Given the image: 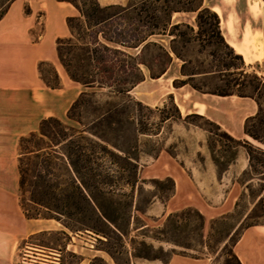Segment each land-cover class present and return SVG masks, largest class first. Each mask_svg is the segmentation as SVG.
I'll return each instance as SVG.
<instances>
[{"label":"trees","instance_id":"1","mask_svg":"<svg viewBox=\"0 0 264 264\" xmlns=\"http://www.w3.org/2000/svg\"><path fill=\"white\" fill-rule=\"evenodd\" d=\"M15 1L0 0V21ZM58 1L71 3L78 10V14L66 18L69 35L56 40L59 62L71 79L88 90L81 92L67 113L68 119L77 122L78 127L69 126L62 119L50 116L41 121L37 131L19 139L20 202L25 215L30 219H55L63 225V229L35 232L23 240L21 245L24 243L29 250L43 255L38 259L26 254L24 257L31 258L27 263L48 264L46 252L53 251L65 252L73 259L69 264H80L85 256L69 249V245L73 243L74 237L85 233L97 237L102 244L97 249L107 252L115 264H133L134 258L160 259L168 264L174 254L201 257L177 253L175 250L161 257L151 253L156 248L145 239L140 244L148 249L146 254L129 249L126 240L131 230L149 227L145 222L138 224L140 218L137 213L147 212L157 197L154 195L148 201L147 208L143 209L136 195L137 186L141 191L144 183L163 185L168 182L170 198L175 181L172 177L141 180L140 157L132 155L119 141H113L111 134L121 138L127 132V125L132 124L133 108L152 110V107L137 100L131 91L145 80V68L152 78L165 74L174 53L184 60L181 72L188 77L185 80L176 79V87L190 84L202 92L248 96L257 101L259 110L247 118L245 133L264 144V77L256 70L250 71L243 56L227 42L222 32L220 15L210 7H204L203 0L188 6L175 5L176 0H130L126 5H102L99 0ZM140 10H146L147 13H139ZM187 11L197 12V29L186 22L173 24L172 15L175 12ZM159 35L172 37L169 48L162 40L156 39ZM180 42L183 46L197 42L205 50L209 47L208 56L211 60L208 66L205 61H198L196 67L188 69L187 65L192 61L179 48L177 43ZM46 66L50 69L47 70ZM38 69L47 86L58 88L61 85L60 74L53 62L41 60ZM199 75L218 80L220 84L218 81L214 86L206 82L197 83L195 77ZM169 98L177 114L167 113L163 120L175 117L182 119L173 96ZM206 120L221 130L217 124L208 118ZM136 130L137 135L153 134V129L147 123H142V127ZM223 133L237 146L246 148L250 157V169L247 172L264 175V149L248 140H238L225 131ZM132 148L137 150V143ZM126 187L130 192L124 191ZM261 188L256 207L263 209L264 177ZM120 195L130 202L122 206L115 204L116 197ZM195 219L200 222L201 242L211 247L203 234L206 218L194 207L170 213L154 238L193 249L191 244L180 243L172 236L183 227L189 228ZM226 219H214L211 227L215 229L217 223H224ZM257 224H264V221L257 220L256 215L251 213L230 231L225 239L229 242L224 245L228 257L223 264H242L235 246L246 229ZM59 264H64L62 259ZM90 264L108 263L96 256Z\"/></svg>","mask_w":264,"mask_h":264},{"label":"crops","instance_id":"2","mask_svg":"<svg viewBox=\"0 0 264 264\" xmlns=\"http://www.w3.org/2000/svg\"><path fill=\"white\" fill-rule=\"evenodd\" d=\"M25 2H29L33 10L27 15L31 21L27 27L28 33L35 28L38 15L36 11L43 12L41 13L44 22L43 32L38 34L39 40L34 41L31 38L37 47L43 46L45 36L51 28L54 17L52 7L62 10L60 26L54 30L52 36L54 47L58 37L69 33L66 18L78 13L71 3L65 1L25 0ZM104 3L124 4L125 0H104ZM203 6L210 7L220 15L222 32L227 42L243 56L250 71L256 70L264 77V0H203ZM176 13L180 12L172 15L173 24L186 22L196 28V20H194L196 23L174 21ZM165 46L169 48L167 44ZM41 60H49L55 64L61 77V85L58 88H51L42 80L38 69ZM174 61L175 59L166 73L159 78H152L149 71L144 69L145 80L135 86L131 94L150 107L159 106L167 97L173 96L183 118L190 114L205 116L234 138L250 141V137L245 133V122L258 112L257 101L248 96L206 93L188 84L176 87L174 81L182 75L183 64L173 68ZM85 90L88 88L71 79L60 64L56 47L50 54L39 51L34 58L28 60L17 45L11 42L1 45L0 264H19L18 250L21 242L31 234L43 230L63 229V225L55 219H30L24 213L20 202L19 139L23 135L37 131L44 118L55 116L66 122L70 106ZM167 125L170 127V134L177 139V144L173 152L162 149L153 157L150 176L159 179L172 177L175 189L169 200L155 199L146 214L165 217L172 212L194 207L205 216L206 229L209 222L224 216L235 207L240 195L239 179L250 169L249 154L244 146H235L233 157L223 165L221 162L227 151L220 142L215 147L211 146V133L208 130L173 118L165 120V127ZM163 129L164 126L157 135L162 134ZM251 232L264 241V224L246 229L236 244L235 251L242 264L248 262L239 246ZM69 249L85 256L80 264H90L92 257L99 254L90 253L98 250H94L89 243L84 245L71 243ZM251 252L259 258V264H264V245L252 246ZM101 256L107 258L105 254ZM133 264L164 263L158 259H140L134 260ZM168 264L212 263L207 257L194 258L174 254Z\"/></svg>","mask_w":264,"mask_h":264},{"label":"rangeland","instance_id":"3","mask_svg":"<svg viewBox=\"0 0 264 264\" xmlns=\"http://www.w3.org/2000/svg\"><path fill=\"white\" fill-rule=\"evenodd\" d=\"M99 1L101 2L102 5H108L104 3V0H99ZM129 1L130 0H125V3L123 5L128 4ZM196 1L197 0H176L175 5L188 6V5H193L194 3H196ZM117 4H121V3H117ZM32 12H33L32 6L29 2H25V0H16L11 5L8 13L0 21V47L4 43L11 42L22 49L25 57L28 60L34 58V56L38 54L39 51H42L46 54H50L55 51L56 41L54 47L53 45L54 41L52 36L54 30L60 26L61 23L60 16L62 10L58 7H52L51 12L54 15L53 22L51 24L50 30L45 36L42 47H37L35 44H33L31 38L34 41H37L39 40L38 34L39 33L41 34L43 32L44 22L43 19L41 18V13L43 12L41 10L36 11L38 15H37L35 28L31 33H28L27 27L29 26L31 21L29 18H27V15ZM138 12L147 13L146 10L144 11L140 10ZM196 16H197V12L194 11L180 12L175 14L174 21L183 20V21L194 22V20H196ZM197 28L198 26H196L195 29ZM67 35H69V33ZM157 38L161 39L168 46L172 39L170 35H159L157 36ZM177 44L179 48L183 50L186 58L192 61L188 63L187 65L188 69H193L194 67H196L198 61H205L206 66H208V62L211 60V58L208 56V49H210L209 47H207L205 50L197 42H192L186 44L185 46H183L181 42ZM173 59H175L173 68L177 67V65L180 66L181 64L184 63V60L177 57L174 53H173ZM46 69L49 70L50 67L46 66ZM145 70L147 72L149 71L147 68H145ZM178 79L185 80L188 79V77L181 75ZM217 81L218 80H213L207 76H202V75L195 77V82L200 84L206 82L210 86H214ZM217 83L220 84L219 81ZM188 86L191 85L188 84ZM167 113L171 115L177 114L176 109L169 97H167L166 100L159 106L152 107V110L148 108L135 107L133 108L131 114L133 116V118H131L130 120L132 124L127 125L128 126L127 132L121 138H119L114 134H111L113 141H119L121 145H123L126 149H128L132 153V155H137L140 157L141 180L152 178L150 176L151 175L150 173L152 169L151 165L153 162V157L159 154V152L162 149L168 150L169 152H173L175 144H177V139H175V137L170 134L169 125L165 127V121L163 120V117ZM173 119L177 121H186L188 123L196 125L197 127H201L203 129L208 130L211 133L210 142L212 147L218 145L219 142L222 143L224 145V150H226L227 152L225 154L224 160L222 162L220 161L221 164L224 165V163H226L228 160H230L233 157L234 155L233 147L237 146L236 143L229 140L226 136H224L223 131L220 130L216 125L209 123V121L206 120V118L196 116L193 114L190 116V118H187L186 116L185 118H182V120L177 117ZM66 123L69 126H76V127L79 126L77 122H74L70 119H68ZM142 123L149 124V126L153 129L152 132L153 134L137 135L136 129L141 128ZM163 126L164 129L162 134L157 135L160 132V130L163 128ZM250 141L254 145L259 144L260 147L264 149L263 143L253 139L252 137H250ZM136 143L138 145V148L137 150H134L132 148V145ZM111 148L119 152L118 149L115 148L114 146H111ZM120 153L123 154L122 152ZM144 165L146 167H144ZM259 168L260 170H263L261 167ZM252 177H254L253 180L249 181L250 178ZM262 177H264V175L255 174V172L252 171L246 172L241 176V178L239 179L240 184L238 186L240 195L237 200V203L231 211H229L224 216H222V217H227L226 221L224 223L221 222L217 223L215 229H213L211 225L214 220H212L211 222L208 223V227L206 229L205 228L203 229L204 239L206 242H208L211 245V247L201 242V235H200L201 229L199 225L200 222L196 219L193 220L189 228L183 227L182 229L178 230L176 234H174V236H172L175 237L180 243H185V244L189 243L193 246V249H188L180 244L171 243L165 240H157L154 238V236L158 235V230L161 227H163L167 216L156 217V216H149L146 214V212L145 213L138 212L137 214L140 218V220H138V224L140 225L142 222H145L148 223L149 227L143 230L140 229L131 230V234L126 240L129 249L139 254H146L148 249L145 248L142 244H140V242L145 239L148 243H152L156 248V251L155 252L151 251V253L160 255L161 257H166L169 254H171L173 250H175L177 253H187L189 255L192 254V255L210 258L212 264H223L225 258L228 257V252L226 249H224V245L228 243L229 240L225 241V239L227 238L230 231H232L233 228L238 224V222L246 218V216L251 213L252 215H256L257 220L264 221V208L261 209L259 206L256 207L260 199V194L262 192V188H261ZM139 184L142 185L143 183H139ZM168 186H169L168 182H164L163 185L144 183L143 189L140 191L138 185L136 190V195L139 196V203L141 207L143 209H146L148 206V201L154 195H157V197L155 198L156 200L157 199L163 201L169 200L171 197L169 198L168 196L170 194V190ZM124 191L130 192V189L126 187ZM124 191L118 190V192L120 193H123ZM116 199L117 200L115 204L119 206L125 205L128 201L130 202V200L126 199L122 195L117 196ZM88 235H81L82 237H76V239H73V243L77 245H84L86 243H89L92 245V248L94 250H98L97 247L102 246V244L97 240V237L95 235H91V234ZM259 244L264 245V241L252 232L247 234L243 242L240 244L239 249L243 252L244 258L245 260H247L248 264H259V258L256 257L251 252V247ZM90 253L92 255L95 253L96 254L99 253L97 256L104 258L108 264H115L112 257L105 251L98 250ZM26 254L32 258H38L43 256L42 254H39L36 251L29 250L28 246H26L23 243L18 250L19 263L24 262L25 264H29L27 262L31 258L24 257V255ZM102 254L107 255V258L101 256ZM45 257H46L45 259H47L49 263L58 262L59 264L61 259L63 260L64 264H69L71 261H73V259L71 257H68V255L65 252L59 253V252L47 251ZM140 259L144 260V258H134L133 261Z\"/></svg>","mask_w":264,"mask_h":264},{"label":"built area","instance_id":"4","mask_svg":"<svg viewBox=\"0 0 264 264\" xmlns=\"http://www.w3.org/2000/svg\"><path fill=\"white\" fill-rule=\"evenodd\" d=\"M33 260H35V259H33ZM48 264H58V262H55V263H49V262H48Z\"/></svg>","mask_w":264,"mask_h":264}]
</instances>
